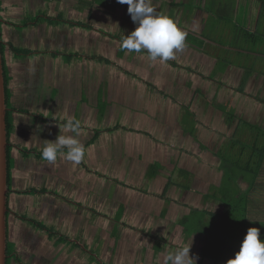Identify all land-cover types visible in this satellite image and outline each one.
Wrapping results in <instances>:
<instances>
[{
    "label": "crops",
    "instance_id": "1",
    "mask_svg": "<svg viewBox=\"0 0 264 264\" xmlns=\"http://www.w3.org/2000/svg\"><path fill=\"white\" fill-rule=\"evenodd\" d=\"M152 2L187 33L206 36L205 31L215 30L212 23H218L219 29L231 25L233 32L228 31L227 40L237 36L238 45L244 46L239 51L250 63L253 45L258 44V51L264 52L263 37L247 43L234 31L237 23L228 21L233 15L244 14L245 27L260 33L261 25L264 29V0ZM4 3V17L13 22H6L7 40L13 45H25L34 33L56 41V51L42 52L37 43V65L26 62L28 55L23 59L11 56L15 63L8 62L11 80L15 77L11 65L26 71L21 98L17 99L10 80V111L15 124L10 135L14 167L9 210L14 220L8 221V234L11 243L12 230L20 229L17 245L24 247L23 255L29 257L30 264H164L167 250L188 244L190 238V255L197 257V264H214L211 257L204 256L197 232L184 233L183 221L189 222L195 209L212 212L203 216L224 215L228 205L217 197L215 189L225 186V179L233 187L229 190L245 196L251 226H264V163L255 179L239 171L226 178L227 170L220 164L228 159L227 152L233 154V161L252 163L254 153L248 147L264 149V60L259 71L249 72L234 61L239 53L225 49L208 35L204 48L186 38L184 50L167 62L151 60L146 51L126 52L121 48L122 39L136 24L128 5L117 0ZM20 4L16 11L14 7ZM53 12L56 25L44 30L46 21L54 22L50 19ZM35 15L41 16L37 22L30 19ZM222 21L226 23L220 24ZM84 29L93 31L83 34ZM98 31L106 35L105 41ZM61 42L66 48L57 51ZM223 53L230 59L229 65L220 60ZM65 55H71L73 61ZM64 57L68 75L58 64L56 76V59L63 61ZM18 103L19 110L14 105ZM98 105H103L102 111ZM112 118L115 124L109 121ZM68 119L81 121L79 138L85 159L71 164L61 154L54 164H48L41 157L42 146L45 140L51 141V134H56L54 139L68 134L64 127ZM61 168L68 172L60 173ZM257 193L263 196L259 199ZM11 202H19L14 207L21 210L35 206V217L47 228H37L43 224L17 214ZM241 231L239 241L246 235L245 229ZM260 238L264 239L263 233ZM240 245L232 243L233 251L228 252L234 256ZM11 257L29 264L15 251Z\"/></svg>",
    "mask_w": 264,
    "mask_h": 264
},
{
    "label": "clouds",
    "instance_id": "2",
    "mask_svg": "<svg viewBox=\"0 0 264 264\" xmlns=\"http://www.w3.org/2000/svg\"><path fill=\"white\" fill-rule=\"evenodd\" d=\"M117 3L128 5L127 11L136 24L135 29L122 39L123 50L129 53L146 51L151 60L161 62L175 60L184 50L187 31L167 12L158 11L152 0H117ZM64 127L68 134H59L54 141L45 140L41 157L48 164H54L58 156L64 154L67 160L78 165L86 156L79 138L81 121L68 119ZM191 243L190 238L186 246L167 250L164 264H196L197 258L190 255ZM227 264H264V239L260 238L259 228H248L239 250Z\"/></svg>",
    "mask_w": 264,
    "mask_h": 264
},
{
    "label": "trees",
    "instance_id": "3",
    "mask_svg": "<svg viewBox=\"0 0 264 264\" xmlns=\"http://www.w3.org/2000/svg\"><path fill=\"white\" fill-rule=\"evenodd\" d=\"M11 1L12 0H10V2ZM0 5H1V2H0ZM234 25H235L234 31L240 32V34L243 37V40L247 43H250L251 40H253V39L259 40L260 38L263 37V35H261L258 32L252 33V30H250L248 27H245L242 24H234ZM0 29H1V22H0ZM1 36L3 39L4 35L2 34V31H1ZM187 41L188 42L190 41L189 43L193 42V45L198 47V48H204V47H200L201 42H203L204 44H205V42H207L206 36L196 34L195 32L188 33ZM8 48H9V50H13L17 55H28L31 52V50H23L22 48H18L15 45H13L11 42L8 44H4V42H3V45H2L3 55H5V52L7 51ZM225 48L230 50L231 46H226ZM253 49H256V50L251 51L250 56L258 53V44L253 45ZM258 54L260 55L261 52H259ZM66 57L69 58L68 56H66ZM219 57H220V60H222V62L225 65L230 64L231 61L229 58L222 57L221 55ZM4 68H5V77H6L7 104L9 107L8 119H7V121H8V129L7 130L9 132V137H10V135L12 133L11 131H12L14 124H15V117L13 116L12 111H10L11 110L10 107L12 105L11 104L12 92L9 89L10 88L9 84H10V80H11V75H10L9 65L7 63L6 57H4ZM251 127L253 129H257V126H251ZM248 149L254 153V155H253L254 159L252 160V163L246 162V160H243V161L240 160L239 162H236V161L229 159L224 165L226 170H228L226 172V175H228V176L225 175L226 178H228L230 176H237V173L233 174L236 171L244 173L247 176V178L251 177V178L255 179L257 177V175L260 173V168L262 167V164L264 163V149L261 150L258 146L248 147ZM8 151H9L8 154H9V182H10L11 170L14 167V158L12 157L13 145L11 144V142L9 144V150ZM20 152L24 155H27L26 150H22ZM231 173L233 175H230ZM224 182L226 184L228 182V184H229L228 179H225ZM229 195H230V193L224 194L223 197L228 198ZM241 197H243V198H241ZM241 197L238 196L237 191H233L231 199H230L231 203H230V201H228V203L226 201H224L228 205V210L225 212V214L222 216L212 215V217H213L212 219L215 222H212V221L204 222V219H203V215L205 213H212V212H203V211L196 210V209L193 210V213L191 214V216H193V218L189 219V222L185 223V221H183L184 233L185 232L186 233L187 232L193 233L192 230H195L197 232V234L202 235L201 236V245H202V248L204 251V256L211 257L213 259V261H215L214 264H227V261L231 257H233L231 255V253L228 252L229 250H232V248H233L232 243H235V242L241 243L242 242V241H239V240H241V237H243V236H240L243 234L241 229H245L244 234H246L248 228L253 226L251 223H249L247 221V214L249 211V206H246V199H244L245 196H241ZM195 220H197L196 226L195 225H188V223H190V221L193 223V221H195ZM216 220H219L220 222L217 223ZM254 224L262 225V227H260V226H254V227L259 228L260 233L264 234L263 223L262 224L261 223H254ZM235 227H238L237 231L235 230ZM229 230H232L233 232L229 233L228 232ZM199 232H201V233H199ZM229 235L230 236L236 235V236H240V237H239V239L238 238H231ZM11 244L12 243L8 242V251L7 252L9 255L14 253V251H15L14 245H11Z\"/></svg>",
    "mask_w": 264,
    "mask_h": 264
},
{
    "label": "rangeland",
    "instance_id": "4",
    "mask_svg": "<svg viewBox=\"0 0 264 264\" xmlns=\"http://www.w3.org/2000/svg\"><path fill=\"white\" fill-rule=\"evenodd\" d=\"M89 2H90V0H88ZM98 1V0H97ZM56 4V3H55ZM20 7H21V4L19 5V6H17V7H14L15 9H16V11L17 10H19L20 9ZM51 9H53L54 10V3L52 4V6H51ZM55 10H56V8H55ZM63 10V9H62ZM65 10V9H64ZM65 13H66V11L64 12V14H63V17L65 18L66 16H65ZM40 15H35V16H31L30 17V19H32L33 21H35V22H37L38 21V19H40ZM55 17H56V14L53 12V15H51V18L50 19H52V20H54V22L53 23H50L49 21H46V23H45V26H44V30H47L48 29V26L49 25H52V24H54V25H56V19H55ZM228 21H232V23H237V24H240V23H242V25H244V26H246L247 24H246V22H248L247 21V18H246V15H244V14H241V13H239L238 15H233V16H231V17H229L228 18ZM244 22V23H243ZM79 23H82V24H84V20H81ZM226 22L225 21H222V22H220V24H225ZM213 25H214V27H215V30H207V31H205L204 32V34L206 35V37H207V35L208 36H210L212 39H214V41L217 43V44H221V46L222 47H226V46H231V45H233V44H235L236 43V45H235V47H231L232 49H231V51H233L234 52V54H235V52L236 53H239L237 56H235V62H238L239 63V65L240 66H242V67H247V70L249 71V72H251V69H255V71L257 72V71H259L260 70V65H261V63H262V61L264 60V52H262V51H258V53L259 52H261V54L259 55L258 53L257 54H253V55H251V58H252V60L254 61V63H253V61L251 62V63H253L254 64V66H250V60H248L247 58H246V55L243 57V52L241 53V52H239L238 50H241V49H244V46L243 45H238V43L236 42V38H237V36H235V39H231V40H227V36H228V31L230 30V33L232 34V32H233V27L231 26V25H227V26H221V28L219 29V28H217V26H218V23H212ZM246 24V25H245ZM262 26L263 25H261L260 27H259V29H260V33L262 32V35H263V38H264V29L262 28ZM55 27V26H54ZM250 28H252V27H250ZM93 30H88V29H84L83 30V32H81V33H83V34H88V33H90V32H92ZM255 32V29H252V33H254ZM96 33H98L99 34V37L102 39V40H104L105 41V39L107 38L106 37V35H104L102 32H100V31H98V32H96ZM240 37V36H239ZM43 39H46V40H48V42H45V41H43ZM26 44L24 45V44H17V45H15L16 47H18V48H22L23 50H31V52L28 54V56H29V59L28 60H26V62L27 61H30V63L32 64L33 63V65H37L38 63H40V59H36V56L37 55H39V53L38 52H40V50H38L37 49V43H39V46H41V50H42V52L43 51H46V50H48V51H56V41L53 43V42H51V40L50 39H48L46 36H43V35H40V34H37V33H34V34H32V35H30V36H28L27 37V39H26ZM207 45V43H203V42H201V45H200V47H204V46H206ZM112 47V46H111ZM63 48H66V44H64V42H61V45L60 46H58V48H57V51H62V49ZM226 49V48H225ZM256 49H253L252 51H255ZM11 52L9 53V56H8V59H7V61L9 62V64H12V63H15V61H13L12 60V57L11 56H13V58L16 56V58H19V59H23V58H25L26 56H24V55H17L13 50H10ZM68 52H69V49H68ZM250 54V53H249ZM40 55H42V54H40ZM226 55V54H225ZM224 55V53L223 54H221V56L222 57H226ZM44 56H46V54H44ZM71 59H72V57H71V55L69 56ZM74 59H75V57H74ZM51 60V59H50ZM61 60H63L62 58H61ZM65 60L67 61V59H66V57H64V60L63 61H60V59H56V76H58L59 74H58V71H59V67L57 66L58 64H60L61 65V69H62V72L65 74V75H68V72H67V68H65V66L66 65H68V63L67 62H65ZM257 60L259 61V62H257ZM72 61H73V59H72ZM260 61H261V63H260ZM49 65L51 66V63H49ZM11 66H13L12 67V69H10L11 70V72H12V74L13 75H15V77L13 78V80H11V84H12V87H13V90H15V92H16V94H17V99H19V98H21L22 97V94H23V91H24V84H25V81H24V79H25V77H23V76H25V73H26V71L25 70H21V67L20 66H15V65H11ZM10 66V67H11ZM262 69H263V71H264V67H262ZM227 83V82H226ZM226 83H223V84H226ZM240 90H242V91H244V85H240ZM77 96V95H76ZM73 99H75L79 104L81 103V101L79 100V99H77V98H73ZM75 100H74V102H75ZM13 105V104H12ZM15 105V109H18L19 110V107L21 106V104L20 103H18V104H14ZM98 109L100 110V111H102V109H103V105H98ZM43 114L44 115H46L45 114V112L43 111ZM49 117V116H48ZM92 117V116H91ZM78 118H79V116H78ZM114 119L115 118H112V119H110L109 121L111 122V123H114L113 121H114ZM115 124V123H114ZM98 127H100V128H98V129H101V126H98ZM96 129H97V127H96ZM52 131V130H51ZM51 131H48V132H50V133H53V134H55V131H56V129H55V131H53V132H51ZM59 132V131H58ZM56 136V134L55 135H53L52 136V134H51V136H50V139H51V141L52 140H55L54 139V137ZM243 143H244V141H243ZM245 144V143H244ZM38 150L39 149H37V151L36 152H38ZM237 153V152H236ZM228 156V157H227ZM226 158H228L226 161H224L223 163H222V161H221V166H222V168L224 167V169H226L225 168V163L229 160V159H231V158H234V156H233V154L231 153V152H227L226 153ZM70 163L72 164L73 162H71L70 161ZM42 170H45V167L42 165ZM228 171V170H227ZM59 172L60 173H67L68 172V169H64V168H61L60 170H59ZM69 177V176H68ZM228 187L229 188H233L231 185H229L228 184V182H227V184L225 185V186H220L217 190L215 189V191L217 192V197H220L222 200H223V198H224V201H226L227 203H228V201H230V203H231V196H232V189L231 190H229L228 189ZM42 190H43V187H41L40 188V192H42ZM47 190L49 191V188L47 187ZM33 191H35V189L33 190ZM32 191V192H33ZM228 193H230V195H229V197L228 198H225V197H222V195H224V194H228ZM256 196L260 199V197H262L263 195L262 194H259V193H257L256 194ZM39 197V196H38ZM93 197L95 198V195H93ZM17 199H18V196L16 197ZM245 199V198H244ZM243 199V200H244ZM11 204L13 205V207L14 206H19V202H18V204H13V202H11ZM28 206V209L26 210V209H24V210H21V209H19V208H17V207H14V210L16 211V213L17 214H22V215H27L29 218H34L33 220H31V221H33V222H35V223H37V222H39L40 224H43V225H40V224H38L37 223V225H40L39 227H37V228H41V227H43V228H47V226H44V225H46V223L45 222H42V221H40L37 217H35V215H34V210H35V206H30V205H27ZM30 206V207H29ZM251 208H252V206H250ZM255 207H257V206H255ZM260 207H262V206H260ZM12 212V211H11ZM257 211H255L254 213H256ZM11 214H9V218H8V221H9V219H10V223L12 222V220H14L13 218L14 217H12L11 218V216H10ZM252 215V214H251ZM203 219H204V222H206L208 219L209 220H212V217H210V216H203ZM240 219V218H239ZM256 220V219H255ZM196 221L197 220H195V221H193V223L190 221V223H188V225H197V223H196ZM30 224L32 225V223L30 222ZM49 226V225H48ZM20 227V226H19ZM195 228V227H194ZM193 228V229H194ZM19 230L20 229H18L16 232H14V230H12V233H11V239H10V242L12 243L11 245H14V249H16L15 250V253L17 252L18 253V257L20 256V260H22V262L23 263H29V261H30V259H29V257L27 256V255H23V253H24V247L20 244V246L22 247V248H19V245H17V242H21L20 241V239H21V237H20V232H19ZM159 231V230H158ZM157 232V231H156ZM192 232H193V235H194V232H195V230H192ZM199 233H201V232H199ZM202 235L201 234H198V237L200 238ZM168 239V238H167ZM170 242H171V239H168ZM199 240V239H198ZM172 242H175V241H172ZM187 244L186 243H183L182 244V246H186ZM93 249H95V248H93ZM96 250L97 251H99V253H102V251H101V248H96ZM21 255H23V256H21ZM193 256H195V255H193ZM196 257V256H195ZM197 258V257H196ZM12 260V257H11V255H9L8 254V261H7V264H20L19 262H17V261H15V259L13 258V260H12V262H10ZM30 264V263H29ZM105 264H107V262H105ZM196 264H197V262H196Z\"/></svg>",
    "mask_w": 264,
    "mask_h": 264
},
{
    "label": "water",
    "instance_id": "5",
    "mask_svg": "<svg viewBox=\"0 0 264 264\" xmlns=\"http://www.w3.org/2000/svg\"><path fill=\"white\" fill-rule=\"evenodd\" d=\"M2 21L0 16V22ZM3 39L0 29V264L8 261V213H9V132L6 94V77L4 55L2 51Z\"/></svg>",
    "mask_w": 264,
    "mask_h": 264
},
{
    "label": "flooded vegetation",
    "instance_id": "6",
    "mask_svg": "<svg viewBox=\"0 0 264 264\" xmlns=\"http://www.w3.org/2000/svg\"><path fill=\"white\" fill-rule=\"evenodd\" d=\"M0 2H1L0 15H1V19H2V21H1V29L2 30L1 31H2V34L4 35V37H3L4 41L3 42H4V44H8V43H10V41L6 39L7 36L9 35L8 30H6V22L7 23H13V22L8 21L7 18L4 17L5 16V13H4L5 12V3H4V0H0ZM13 25H16V24H13ZM10 52L11 51L8 48L7 51L5 52L4 57H6L8 59V56H9ZM7 63H8V61H7ZM9 85L11 86V84H9ZM9 89L11 90V87ZM10 211L11 210H9L8 218H9Z\"/></svg>",
    "mask_w": 264,
    "mask_h": 264
}]
</instances>
